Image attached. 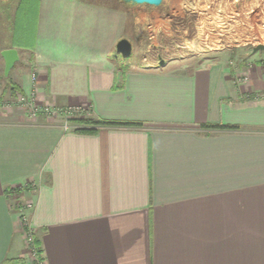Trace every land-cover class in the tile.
Returning a JSON list of instances; mask_svg holds the SVG:
<instances>
[{
  "label": "crops",
  "instance_id": "1",
  "mask_svg": "<svg viewBox=\"0 0 264 264\" xmlns=\"http://www.w3.org/2000/svg\"><path fill=\"white\" fill-rule=\"evenodd\" d=\"M28 1L0 95L15 49L11 79L40 108L143 126L81 134L0 104V264H264V63L135 66L115 57L127 12Z\"/></svg>",
  "mask_w": 264,
  "mask_h": 264
},
{
  "label": "rangeland",
  "instance_id": "2",
  "mask_svg": "<svg viewBox=\"0 0 264 264\" xmlns=\"http://www.w3.org/2000/svg\"><path fill=\"white\" fill-rule=\"evenodd\" d=\"M90 1L102 2L128 13L131 26L129 41L133 45L128 63L132 65H160V61H164L165 64L194 70L217 62L231 67L264 63V52L253 50L264 45V0H163L160 7L132 6L122 0ZM27 3L28 0H0L1 45H11L14 32L17 43H30L34 21L32 14H26ZM240 76L243 79L247 77ZM6 85L5 94L0 95V104L5 108L19 107L29 116L19 103L25 95L14 97L7 80ZM6 95L7 100H3ZM80 113L48 117L73 127L81 118L88 120L87 111ZM79 125L82 126L81 123ZM24 229L29 233V228L24 226ZM37 254L38 251L34 253L36 259Z\"/></svg>",
  "mask_w": 264,
  "mask_h": 264
},
{
  "label": "water",
  "instance_id": "3",
  "mask_svg": "<svg viewBox=\"0 0 264 264\" xmlns=\"http://www.w3.org/2000/svg\"><path fill=\"white\" fill-rule=\"evenodd\" d=\"M123 3L132 6H139V5H149L153 7H160L163 3V0H122ZM255 52L262 51L264 52V45H258ZM133 54V45L128 39H122L119 41L116 47V58L122 59H130ZM2 56L5 60V70L4 76L8 78L11 71L14 69L16 63L19 61V53L15 49H9L2 52ZM164 61H160V66H164Z\"/></svg>",
  "mask_w": 264,
  "mask_h": 264
},
{
  "label": "built area",
  "instance_id": "4",
  "mask_svg": "<svg viewBox=\"0 0 264 264\" xmlns=\"http://www.w3.org/2000/svg\"><path fill=\"white\" fill-rule=\"evenodd\" d=\"M19 103L23 105V107L27 110L30 118L35 119L40 115L41 113L45 116H52L60 113H68V114H81L80 112L84 111L83 109H77V108H67V109H56L51 107H45L42 108L43 110H40L41 108L36 105V94L33 92L30 96H23L19 99ZM4 105V104H3ZM44 111V112H43ZM71 118V117H70ZM66 128H69V126H66ZM30 208L32 207V204L28 205ZM22 217V222L25 221V227L29 228L28 222L26 217L24 215ZM29 233H26V240L29 248L32 249L33 253H36L37 249L34 245V238L32 235L31 230L29 229Z\"/></svg>",
  "mask_w": 264,
  "mask_h": 264
},
{
  "label": "trees",
  "instance_id": "5",
  "mask_svg": "<svg viewBox=\"0 0 264 264\" xmlns=\"http://www.w3.org/2000/svg\"><path fill=\"white\" fill-rule=\"evenodd\" d=\"M8 82V89L11 91L12 95L16 97L18 94H23L22 89L14 82L11 78L7 79ZM78 123H81L82 126H88L86 128H79L75 130L76 133L81 134H94L97 130L96 127H142V124H136V123H112L107 121H93V120H80L76 121ZM92 127V128H90Z\"/></svg>",
  "mask_w": 264,
  "mask_h": 264
},
{
  "label": "flooded vegetation",
  "instance_id": "6",
  "mask_svg": "<svg viewBox=\"0 0 264 264\" xmlns=\"http://www.w3.org/2000/svg\"><path fill=\"white\" fill-rule=\"evenodd\" d=\"M253 50H255V48Z\"/></svg>",
  "mask_w": 264,
  "mask_h": 264
}]
</instances>
